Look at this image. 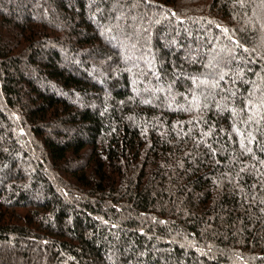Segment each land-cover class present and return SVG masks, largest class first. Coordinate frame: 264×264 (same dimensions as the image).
<instances>
[{
    "label": "trees",
    "instance_id": "16d2710c",
    "mask_svg": "<svg viewBox=\"0 0 264 264\" xmlns=\"http://www.w3.org/2000/svg\"><path fill=\"white\" fill-rule=\"evenodd\" d=\"M0 136V264H264V0H0Z\"/></svg>",
    "mask_w": 264,
    "mask_h": 264
},
{
    "label": "rangeland",
    "instance_id": "374dc122",
    "mask_svg": "<svg viewBox=\"0 0 264 264\" xmlns=\"http://www.w3.org/2000/svg\"><path fill=\"white\" fill-rule=\"evenodd\" d=\"M41 2H42V0H41ZM0 138H1V136H0ZM21 160V158L20 157H18V160ZM17 160V159H16ZM18 166L20 167L21 166V161L19 162V164H18ZM25 169L23 168V171H24ZM26 172V171H25Z\"/></svg>",
    "mask_w": 264,
    "mask_h": 264
}]
</instances>
